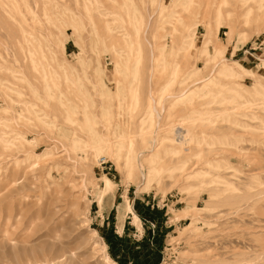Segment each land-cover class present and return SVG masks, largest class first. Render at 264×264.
<instances>
[{
	"label": "rangeland",
	"instance_id": "rangeland-1",
	"mask_svg": "<svg viewBox=\"0 0 264 264\" xmlns=\"http://www.w3.org/2000/svg\"><path fill=\"white\" fill-rule=\"evenodd\" d=\"M23 244L264 264V0H0V264Z\"/></svg>",
	"mask_w": 264,
	"mask_h": 264
},
{
	"label": "bare ground",
	"instance_id": "bare-ground-1",
	"mask_svg": "<svg viewBox=\"0 0 264 264\" xmlns=\"http://www.w3.org/2000/svg\"><path fill=\"white\" fill-rule=\"evenodd\" d=\"M141 21V20H140ZM143 22V21H142ZM193 43V42H192ZM185 48V47H184ZM189 48V47H188ZM209 79V78H208ZM241 109V108H240ZM180 129V128H179ZM178 129V130H179ZM155 132H157V130L155 131ZM177 134H178V136H177V141L179 142V143H181L182 144V142H183V138H184V132L182 131V130H179V131H177L176 132ZM119 137V136H118ZM104 138H108V137H103V140H104ZM109 138H112V137H109ZM108 138V139H109ZM107 139V140H108ZM129 140H131V139H129ZM117 141V140H116ZM121 141V140H120ZM123 141V140H122ZM99 142H100V140H99ZM99 142H97V143H99ZM118 142V141H117ZM133 142V141H132ZM104 143V142H103ZM116 143V142H115ZM130 143H131V141H130ZM109 144H111V143H109ZM118 144V143H117ZM116 144V145H117ZM101 145V144H100ZM111 145H113V146H115L114 145V143L113 144H111ZM131 145V144H130ZM135 145V144H134ZM173 145H174V143H173ZM94 146H96V145H94ZM104 146V145H103ZM119 146H120V143H119ZM133 146V145H132ZM180 146V145H179ZM182 146V145H181ZM104 147H106V146H104ZM110 147V146H109ZM114 148V147H113ZM112 148V146H111V149H113ZM132 148V147H131ZM134 148V147H133ZM183 148V147H182ZM129 149V148H128ZM114 150V149H113ZM130 150V149H129ZM103 151V148L102 147H100V148H98L97 147V149L95 148V154H96V156L97 155H99L100 154V152H102ZM108 151V150H107ZM30 152V151H29ZM117 152V151H116ZM178 152H180V151H178ZM113 153V152H112ZM145 153H146V151H141L140 153H137V154H134L133 153V159H134V161L135 162H137V164H138V166H140V164H143L141 161H140V158L142 157V156H144L145 155ZM172 153V152H171ZM42 154V153H41ZM179 154V153H178ZM109 155V154H108ZM110 155H111V153H110ZM114 155V154H113ZM114 157V156H113ZM152 161H153V159H152ZM161 163H162V161H161ZM143 166V165H142ZM158 166V165H157ZM160 166V165H159ZM140 168V167H139ZM163 169V168H162ZM152 172V171H151ZM150 173V172H149ZM147 178V175H145V178L144 179H146ZM105 184H104V186H103V192H104V194H106V193H108L109 192V190H110V188H111V186H112V182H111V180L108 178V177H106L105 176ZM129 201V200H128ZM129 210H131V211H133V209H132V207L130 206V209ZM134 218H135V220L137 221V222H139V218H138V216L136 215V214H134ZM25 244V243H24ZM23 244V245H24ZM103 245V247H106V245L105 244H102ZM9 252V251H8ZM12 258H13V260L16 262V264H25V263H30V264H32V259L33 258H35L36 256H39V255H42V256H46L47 255V251H46V249H44V248H42V247H27V246H22V247H19L18 249H17V251H14V252H12L11 254H9ZM8 255V256H9ZM7 256V255H6ZM4 254H2V252H0V261H2L4 258ZM43 257V258H44ZM48 259V258H47ZM46 259V260H47ZM106 259H107V261H112V259L109 257V255L107 254L106 255Z\"/></svg>",
	"mask_w": 264,
	"mask_h": 264
},
{
	"label": "crops",
	"instance_id": "crops-1",
	"mask_svg": "<svg viewBox=\"0 0 264 264\" xmlns=\"http://www.w3.org/2000/svg\"><path fill=\"white\" fill-rule=\"evenodd\" d=\"M137 205L139 206V204ZM127 231V229H123V232L117 231L114 242L111 243V250L121 263H128L127 260H130L131 254L134 257L137 256L135 252L138 246L132 245L135 242L133 239L135 237H132ZM137 253L139 254V251ZM129 264H137V262H130Z\"/></svg>",
	"mask_w": 264,
	"mask_h": 264
}]
</instances>
